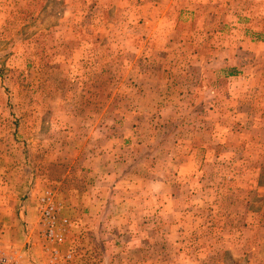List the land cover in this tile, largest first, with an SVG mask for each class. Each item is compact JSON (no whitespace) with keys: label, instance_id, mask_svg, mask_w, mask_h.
<instances>
[{"label":"rangeland","instance_id":"rangeland-1","mask_svg":"<svg viewBox=\"0 0 264 264\" xmlns=\"http://www.w3.org/2000/svg\"><path fill=\"white\" fill-rule=\"evenodd\" d=\"M99 123L135 141L134 180L170 187L125 190L91 221L65 185L74 134ZM0 250L264 264V0H0Z\"/></svg>","mask_w":264,"mask_h":264},{"label":"crops","instance_id":"crops-1","mask_svg":"<svg viewBox=\"0 0 264 264\" xmlns=\"http://www.w3.org/2000/svg\"><path fill=\"white\" fill-rule=\"evenodd\" d=\"M85 123L86 126L87 122ZM107 125V123H99L92 130L84 129V133L76 132L78 136L76 133L74 134L77 141L72 156L79 159L80 164L73 166V171L76 174L73 184H70L73 178L70 176L69 183L66 182L65 185L68 188L67 196L70 199L67 202L69 205L79 206L75 202H83L84 216L91 221L106 220L107 216L111 215L107 213L108 209L120 204L125 190H130L127 196L131 197L134 188H154L159 184H162L165 189L167 186L170 187L168 181L157 182L153 179L151 182L147 180L141 185L138 180H134L133 175L136 173L134 167L139 156V151L133 143L135 141H125V138H122L123 133H119L120 129L117 131V137L114 138ZM130 133L129 135L132 136L128 139L134 140L133 132ZM93 137L95 140L92 139ZM78 141L79 145H77ZM89 141H99V143L95 144ZM133 183H136L137 186H134ZM98 208H102L99 210L101 214L97 211Z\"/></svg>","mask_w":264,"mask_h":264},{"label":"built area","instance_id":"built-area-1","mask_svg":"<svg viewBox=\"0 0 264 264\" xmlns=\"http://www.w3.org/2000/svg\"><path fill=\"white\" fill-rule=\"evenodd\" d=\"M44 208L42 212V217L45 222L48 223V237L51 240H55L56 234L54 230V221H55V215H56V205L53 203V199L51 195L46 196L42 199ZM65 223H67L65 221ZM0 264H20L17 258L15 256L0 250Z\"/></svg>","mask_w":264,"mask_h":264},{"label":"trees","instance_id":"trees-1","mask_svg":"<svg viewBox=\"0 0 264 264\" xmlns=\"http://www.w3.org/2000/svg\"><path fill=\"white\" fill-rule=\"evenodd\" d=\"M235 74H236V73H234V72H233V73H231V75H235Z\"/></svg>","mask_w":264,"mask_h":264}]
</instances>
